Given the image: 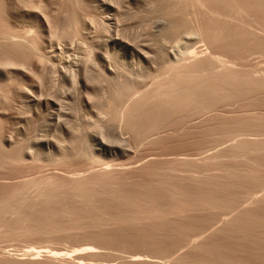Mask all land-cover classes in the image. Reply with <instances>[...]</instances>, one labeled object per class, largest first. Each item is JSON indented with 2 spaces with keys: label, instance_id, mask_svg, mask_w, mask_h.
<instances>
[{
  "label": "rangeland",
  "instance_id": "374dc122",
  "mask_svg": "<svg viewBox=\"0 0 264 264\" xmlns=\"http://www.w3.org/2000/svg\"><path fill=\"white\" fill-rule=\"evenodd\" d=\"M15 1L0 0V34L13 32L20 36H27L33 42L34 49L12 48L8 45L0 46L2 48H0V76H2L1 72L4 69L3 63H5L6 59L10 61L11 56L16 59L17 70H19L12 79L5 76L0 77V127H2L0 132H3L4 138L8 142L14 141L12 146L7 147V150L11 152L10 154L22 156L18 157L21 160L18 163L0 167L1 181L11 182L12 179V182L29 180L34 178V176L37 177L51 172L76 176L92 172L93 170L96 171V169L102 170V168L120 170L138 165L151 157L150 155L144 158L150 153L149 150L152 146L146 141L148 138L146 139V136H144L145 140H143V137L138 141L131 140L129 133L125 134V131L122 132L120 130L121 121L118 119L120 118L121 111L119 110H121L123 102L128 101V99L124 98V95L126 98L134 97L140 91L148 88L151 85L150 82L153 81L154 70L144 56L143 49H146L144 47H146L145 44L148 43L149 39L155 36L157 37H155L156 39L154 38L156 44L159 43L161 45L162 43L161 37L157 36L159 35V24L162 22V13L158 9L159 4L157 5L152 0H147L148 2L146 0H48V2L45 0L44 2L49 3L50 27H48L47 25L42 26L38 21H35L36 18L22 14V7L17 5V1ZM22 1L26 2L27 0ZM12 2L17 8H13ZM189 8H184V10ZM185 11L187 12L188 10ZM157 12L161 13V15ZM182 15H185V17L182 18ZM186 15V13L179 14V18L181 17L180 19H182L179 23L184 22L185 20L183 19L185 18H190ZM188 23L189 20L182 24L179 27V32L180 30L184 31V28L190 29L191 23ZM187 24L188 26H185ZM187 30L183 33L180 32V34L177 32V36L175 34L176 37L168 40L173 42L167 41L169 49H174L171 44H177L176 40L179 38L181 42L189 41L188 34L191 29ZM152 34L155 36L151 37L153 36ZM244 37L247 38L248 36ZM250 39H245V41H250ZM252 41L248 42L246 50L243 49L242 57L240 56V59H236L238 60L236 64L238 62V66L251 69L264 68V44H261L264 42L261 41L260 45L257 42L255 43L257 46H253L250 44ZM249 45L253 47L250 49ZM134 46L137 49L140 47L141 50L133 49ZM207 47L204 41H197L194 45V48H197L198 51L202 50V52H205L208 49ZM247 49L252 52H245ZM72 72L77 74L76 81L70 77ZM123 98L125 99L124 101ZM60 113L61 115H59ZM177 121L178 119L173 124H178L180 118ZM181 121L180 124L182 123ZM173 124L171 125L170 123L169 125L174 127ZM170 126L168 127V132L170 133H173L175 128H179V124L174 129ZM213 128L205 127L201 129H203V132L207 130L211 133ZM217 128L215 135L216 133L219 135V132L222 135L226 130L228 132L229 129H232L231 127H228V129L223 127L225 131H222V127L221 129ZM236 128H233L234 132L238 131L235 130ZM239 128L241 130L247 128V131L251 129V131L249 130L250 132L264 131V127ZM182 129L186 130L185 128ZM182 129L180 127L179 131L175 130L178 134L180 132L179 137L183 135ZM188 131L186 130L187 133ZM193 132L191 135L194 134ZM197 132L200 136L199 130ZM227 132L225 133L227 134ZM174 133L173 135H178ZM204 133L201 134L204 137L200 138H203V140L196 139L197 134L194 135L198 142H194L195 139L191 138V140L189 138L191 142L193 141V144L188 142V140L182 145L175 139L179 143L177 148L180 151L179 157L199 158L212 153L224 145L226 146L230 142L221 145L212 144L210 147L208 143L213 139H210V133L207 132L208 134L205 135ZM214 134L211 137H214ZM173 135L171 134L170 137H173ZM184 135L183 137L187 136V134ZM207 136L209 139L205 141L204 139ZM222 136L224 139L225 134ZM254 136L258 137L256 135H252V137L250 135L249 137L253 138ZM118 137L120 141H118ZM215 137L214 140L220 139L218 136ZM171 139L169 140L170 142H172ZM175 142L173 143L175 146L172 143H167L168 146L170 144L169 148L164 141L167 152H173L176 149L178 145ZM14 143L18 144L17 146L19 147ZM63 145L65 150L67 149L66 152L71 150L68 151L69 154L77 151L83 155L80 154V157L77 158H71L70 156L66 165L56 163L55 160L58 157L55 156L59 155L57 152L61 150L60 146ZM171 145H173V149H171ZM81 147L83 148L81 149ZM196 147L197 149H194ZM16 148L19 150L18 153L15 151L17 150ZM186 148L187 150L189 149L187 152ZM190 148L193 152L190 151ZM164 151H166L165 147ZM192 153L196 155H191ZM152 156V158L158 157L154 154ZM165 156L163 155L162 157ZM169 156L174 155L170 154ZM96 157H99V159L97 158L98 160L95 163ZM200 167L204 166L200 165ZM206 170L203 168L199 172L203 171L202 173L205 175V172H209L207 167ZM148 171L146 170V172ZM146 172L144 173L145 175H151ZM154 172H151L152 176L150 177L152 179L149 180L154 184L156 179L158 186L155 182V187V184L152 185L148 180V176L145 179L148 182L146 181L147 183H145L144 178H142L145 176L141 172L143 175L140 177L144 182L143 184H146L147 190L143 184V186L141 185L142 187L138 186V184L136 186L135 184L127 185L124 187H127L126 189L122 187L124 185H120L117 186L118 188L115 191H112L109 185H106L102 190L94 192L93 195L84 197L46 198V201L30 200L13 216L0 215V264H210L211 260V264L216 261L215 264H224L230 260L229 258H234L235 261L230 260L227 264H236V261L240 260L238 263L242 264V261H247V258L249 263H251V260L254 261L252 263H263L260 260H264V223L261 222L251 223V225L244 220H239L236 221L234 230L224 231L215 230L224 221L220 220L217 223V220L222 216H219V218L215 212L181 214L180 216L170 215L166 218L138 223L130 222L127 219L121 220L122 216L134 212L133 210L136 208H141L138 207L139 204L140 206L142 205L144 210L145 208L154 209V205L158 203V201L156 203V200H159L157 196L153 195L154 192L158 193L157 195L161 194L159 197H163L166 202H176V198L172 195L176 192V189H178L177 191H186L184 193L189 195L190 193L188 192H201L200 194L204 193L209 196H221L230 192L228 191L230 188L227 189L228 186L225 184L226 181L224 182V180H228L226 177H223L225 179H222V183L220 181L223 187L218 185V182L217 186L219 187L217 189L219 190H215V186L210 185L211 181L207 184L204 181L205 178L199 179L201 178L199 176L203 175L202 173H196V175L200 174L197 176L198 178L195 174V178L191 176V179L194 178L192 181L199 179L198 183L196 182L195 184V181L192 183L191 179H188L189 174L187 177V173L184 172L186 175L183 173V177L179 175L182 179L178 178L179 180L181 179L179 181L181 182L179 189L178 184L174 185L177 178L173 176V173L167 170L163 174L156 172L155 175ZM157 174L159 177H157ZM208 175L211 176L206 173V176ZM184 178L188 181L187 184L189 186L185 183ZM190 181L193 185L189 184ZM204 184H207V187L210 185L212 188L208 189L206 187L205 189ZM180 185L184 188L180 187ZM130 186L133 187L130 188ZM148 187L152 188V190ZM220 187H222V190ZM128 189L131 190L127 191ZM182 189L185 190L183 191ZM133 191H137L142 195L145 194V197L139 198L141 195L138 196L137 192L134 193ZM32 192L30 193L32 194ZM145 192L151 194L147 196ZM195 193H191V195ZM146 197H149V200L155 201V203L149 201ZM143 198L147 201L144 202L146 207L143 205ZM139 199L143 200L138 201ZM222 212L227 213L226 211ZM234 213L236 212L230 215H223V218L230 217ZM25 218L46 224L51 223V221H57L56 219L65 222L67 220L81 221L92 218L99 219L105 223L108 222L106 218H112L111 221L119 219L118 221L121 222L117 221L114 225L101 224L97 227L60 230L53 234H16L13 227L9 225L13 224L16 219L23 220ZM207 229L209 230L204 235L201 234ZM144 240L146 242L143 243ZM197 240L199 242L203 241L199 247L191 244L198 242ZM148 241L150 242L148 243ZM31 247L39 250L52 249L58 251V255L61 252V255L59 256L60 258L50 260L43 253L40 256L41 258L31 260L30 258L36 256L23 255L26 252L33 251ZM89 248L95 252L87 254L86 252ZM82 249L83 251L86 250V252H82ZM81 252L82 254H80ZM139 254L143 256H139ZM136 256L137 258L141 257L142 260L144 257L143 262L142 260H139L140 262L134 261L133 257L135 259ZM181 256H183L182 258L185 256L186 259L181 260ZM213 257L222 259V263H220V259L216 260ZM258 257H261V259L258 260ZM227 258L228 260L226 261ZM214 259L216 261H213ZM224 259L225 262L223 263Z\"/></svg>",
  "mask_w": 264,
  "mask_h": 264
},
{
  "label": "bare ground",
  "instance_id": "6f19581e",
  "mask_svg": "<svg viewBox=\"0 0 264 264\" xmlns=\"http://www.w3.org/2000/svg\"><path fill=\"white\" fill-rule=\"evenodd\" d=\"M16 1L15 2L17 3V5L21 6L23 9L22 14L36 18L35 21H38L42 26L47 25L48 27H50L49 11H48L49 3L44 2L45 0H27L26 2L25 1L23 2L22 0H16ZM152 1L156 2L157 5L159 4V8L158 7L157 8L162 13L161 15V13L157 12L162 16V22L159 24V29H158L159 35H157L161 37L160 39L162 40V43L161 45H159V43L156 44L154 40L156 36L152 34L153 36L151 37L154 36L155 37L149 39L148 43L145 44L146 47H144L146 49L143 50L145 54L144 56L146 57L149 65L153 68L154 70L153 73L155 75H153L154 78L152 77L153 81L151 80L152 81L150 82L151 85L148 86V88H146L145 90L140 91L138 95H134V97L130 96L131 97V98L129 97L130 99L126 98L124 95V98L128 99V101L126 100L127 102H123V104L121 102L122 108L120 106L121 110L119 111L121 112H120V118L118 119L119 121H121L120 123L121 129L119 127L118 128L122 130V132L125 131L126 132L125 134L129 133L131 140L138 141L141 137H143V140H145L144 136H146L145 137L146 139L148 138L146 141L150 143V146L152 145L151 146L152 150L148 146L150 150L148 149V147L147 149L149 150L150 153L144 156V158H146L147 156L149 157L150 155L151 157L145 159L144 161H142V163L138 165L136 164L135 166L120 170L119 169L116 170L113 168H112L113 170H110L111 168L110 169L102 168V170L96 169V171L93 170L92 172H88L86 174H80L76 176H72V175L69 176L66 174L51 172L37 177L34 176V178L31 179L28 178L29 180H22V181L19 180L15 182H12L13 179L11 180V182H2L0 179L1 181L0 182V215H4V216L9 215L11 217L14 214L18 213L20 211V208L24 204L30 202V200L46 201L45 200L46 198L49 199V198H59V197H63V198L84 197L86 195H93L94 192H98L102 190L106 185H109L112 191L113 190L115 191L118 188L117 186L120 185L121 186L124 185L122 186L123 188L127 185H132V184H135V186L137 184L138 186L139 185L141 186L144 182L140 176H142L146 172V170L149 171L151 170L150 172L148 171L149 174L151 175L148 176L144 174L145 177H142L144 178V180L147 178L146 176H148V180L152 179V177H150L152 176L151 173L152 171H155L154 174L156 175V172H161L163 174L168 170L170 173H173V176H176L177 179L175 180L174 178V180L176 181L174 185L178 184V188H179V184L181 183L179 181L182 179L181 177H183V175L185 174L184 172L187 173V177L189 174L188 179H191V176L194 177L196 173L203 172V171L199 172L200 169L202 170L204 168V170L207 171L206 170L207 167L209 172L204 171L205 175L204 173H202L203 175L199 176L200 174H198L196 175V177L197 176L201 177L199 179L205 178L204 181L207 184H209L208 182L211 181L210 185L213 187L215 186L214 187L215 190L219 187L217 186L218 182H219L218 185L222 186L223 184L221 185L220 181L222 183V179H225L223 177H226L228 178V180L226 179L224 180V182L226 181L225 184L228 186L227 189L230 188L228 190L230 191L229 193H227L226 191L227 194L225 195L209 196V195H205L204 193L200 194L201 192L200 193L188 192L190 193L189 195L187 193H184L186 192L184 191L185 189H182L184 192H182L181 190H179L180 191L179 192L177 191L178 189L175 188L176 192H174V194L172 195L174 196V198H176L175 199L176 202H166V200H164L163 197H159V195L161 196V194L157 195L158 193L155 192L153 193L151 191L153 195H155V197L157 196V199H159L156 200V203L157 201L158 203L157 205H154L155 206L154 209L151 208L152 209L151 210L145 208L144 210V208H142V205L140 206L139 202H137V204H139L138 207L141 208L138 209L136 208L137 210L136 209L133 210L134 212L132 213L130 212L131 214L130 213L126 214L125 216H122L124 218L121 217L120 219L121 220L127 219L130 222L133 221L138 223L143 221L145 222L147 220L153 221V220H157L158 218L159 219L164 217L166 218L170 215L180 216L181 214L186 215V214H193L200 212H206V213L215 212V214L218 215V217L222 216L221 218L219 217L220 219L217 220V223L220 220H224L222 221V225L215 230H224V231H230L231 229L234 230L236 228L235 223L236 221L239 220H244L249 224L251 223L255 224L256 222L264 223V182H263L264 181V131L250 132L251 129H248V131L250 130L248 132L246 128V127H264V68L251 69V68H246L244 66H238L239 64L238 62L236 64V61H238L236 59H240V56L242 57L243 49L246 50V48L248 47L246 46L248 42L254 40L250 43L253 46L254 45L257 46V44L260 45L261 41L264 42V0H152ZM151 3L153 4V2ZM12 6L13 8H17V6L13 5V2H12ZM188 7L190 8L185 9L188 10L186 12L184 8H188ZM180 13L181 14L186 13L187 14L186 16L190 18L189 19L185 18L183 19L185 20L184 22L179 23L182 20L180 19L181 17L179 18ZM184 17L185 15H182V18ZM187 20H189L188 24L191 23V25L189 26L191 27L190 28L191 30L188 29L190 31L189 34L187 33L189 35V38L187 37L189 41L181 42L179 38L178 40H176L177 44L175 42H174L175 44H171L172 45L171 47H173L174 49H169L167 43L170 41L168 40L169 39L171 40V38L176 37L177 32L180 34V32L183 33L184 31L187 30L183 26L184 31L180 30L179 32V27H181L182 24L186 23ZM188 24L185 26H188ZM5 33L0 34V46L8 45L11 46L12 48L34 49L33 42L31 41V39H28L27 36L24 35L20 36L13 32H9V33L7 32L6 34ZM244 36L246 37L248 36L249 39L251 38L252 40L250 39V41H247L249 40L248 37L245 38ZM245 39H247L246 45H245L246 42ZM194 40H196L195 42L204 41L207 44L208 49L205 50V52H202V50L198 51L197 48H194L195 45ZM139 42H137V44H139ZM252 45H249L250 49L251 47H253ZM136 46H134V48L133 47L131 48L135 50L140 49V47L137 49ZM250 49L249 51L247 49V51L245 52L247 53L250 52L251 51ZM10 58H11L10 61L6 59L5 63H3L4 69L1 72V75L12 79L14 74L17 73L19 70H17L16 59L12 56ZM76 75L77 74L72 72L70 75L71 79L73 78V80L76 81L77 79ZM124 98L123 101L125 100ZM59 115H61V113ZM179 118L180 121L182 120L181 124ZM176 119H178L179 121V122L177 121L179 124V128L181 127V129L185 128L187 131L188 130L191 131V132L188 131L187 133L186 130L185 131L183 129H182L183 131L181 130L183 132V133L181 132L183 135L186 132L185 133V135L187 134L186 137H183V135L182 137L181 136L179 137L180 132L178 134V132L175 131V130L179 131V128L177 129L175 128L174 131L171 130L173 131V133L176 132L178 134L177 136L173 135V133L168 132L169 130L168 127L170 126L169 124L171 123L172 125L173 122L176 121ZM178 124L175 123L173 125L174 127H177ZM170 127L174 129V127L172 126ZM205 127H211V128L214 127L213 131H211L212 134L215 133L217 127H219L220 129L222 127L221 129L222 131H225L226 127L227 129L228 127L229 128L231 127L232 129H229L228 132L227 130L225 131L227 132V134L225 132L223 133L226 136V138L224 136V139L222 138L223 134L220 135L219 131L218 132L220 136L218 135V133H216V135L214 134V137L215 136L220 137V139L218 138L216 140H214V137H211L212 134L206 130L211 135L210 139L212 138L214 140V142H212L213 140L211 139L212 141L210 140L211 142L208 143L210 147L212 144L221 145L230 141L229 144H226V146L224 145L221 148L216 149L212 153L206 154L199 158L179 157L180 151L177 150V148L179 147V143L180 144L182 143L183 145V143L187 142L189 138L195 139L194 135L196 134H197L196 139L198 138V140L201 137H204L203 135L201 136L202 133L205 132L204 135L208 134L206 131L203 132V129ZM223 127H225V129ZM235 127H237L235 129L238 130L237 132H234L233 130V128ZM238 127L241 128L243 127L246 129L241 130L240 128L238 129ZM195 130L197 131L199 130L200 136L199 133ZM231 130H233V132H231ZM0 131H2V129ZM192 132L194 134L191 135ZM171 134L173 135V137H170ZM189 134L191 137L189 136ZM250 135L251 137L252 135H256L258 137L254 136L255 138L254 137L250 138L249 137ZM208 136L204 139L205 141L206 139H209ZM166 137H169L170 139L172 138L173 140L175 139L178 140L179 143L177 142V140H175L177 143L174 141L176 145H178L176 146L175 149L178 152L175 150H174L175 152L170 151L171 149L174 148V147L172 148V146L173 145L175 146V144H173L174 142L172 139H171L172 142H170L169 141L170 139ZM119 139L120 138L118 137V141H120ZM84 140L86 139L84 138ZM128 140L130 139L128 138ZM191 140H189L188 142H191ZM195 140L194 142H198L197 140L196 141ZM200 140H203V138ZM164 141L166 142L165 144L167 147H169L171 143L173 144L171 145V149L169 150L170 152H167V147L164 145ZM13 142L14 141L12 140L9 142L5 140L3 132H0V167H7L8 165L16 164L19 161H21L20 158H18L21 155L20 156L16 155L17 157L13 156L12 154H10L11 152L7 150V147L12 146ZM167 143H170L169 146ZM64 145L60 146L61 148L59 147L61 149L60 151L57 152L59 155L55 156L58 158L56 160L54 159L56 163H61L66 165L68 163V159H70V156L71 158H75V157L77 158L80 157V154L83 155L82 153L77 151L73 154H69L68 151L71 150H68L66 152L67 149L65 150ZM164 147L166 151H164ZM82 148L83 147H81V149ZM205 148L203 147V149ZM194 149H197V147ZM188 150L186 148V152ZM15 151H17V153L19 152L18 149ZM151 151H153V153H151ZM191 152H193V150ZM188 153L190 154V152ZM142 154L144 155V153ZM152 154L157 155L159 158L158 157L152 158L153 157ZM170 154L174 156L168 157V155ZM163 155L164 156L166 155L167 157L166 156L162 157ZM191 155H196V154L192 153ZM97 158L99 159V157H96V161L94 159L95 163L98 160ZM200 165L204 167L201 168ZM141 172L143 174H141ZM206 173H209L211 176L209 175L206 176ZM157 177H159V175ZM179 177L181 178L180 180L178 179ZM199 179L193 180L195 181V184L197 181H199ZM262 179L263 181L261 182ZM148 180H145V183H147ZM155 180H154V184L156 182L158 186V182ZM186 181L187 180L185 179V183L187 184L188 181L187 182ZM191 181L189 182V184L191 183ZM152 183L153 182H151V184ZM192 183L191 185H193ZM207 184L206 185L204 184L205 189L207 187ZM143 185L145 186L146 184ZM210 185L209 187H207L208 189L212 188ZM155 186L156 184L154 185V187ZM187 186L189 185L187 184ZM197 186L195 187L197 188ZM132 187L130 186V188ZM180 187L184 188L181 185ZM222 187H220V189ZM149 189L152 190V188ZM188 189L186 190L188 191ZM129 190L131 189H128L127 191ZM30 192H32V194ZM133 192L136 193L137 191L136 192L133 191ZM259 192L261 193L259 194ZM191 193H195V194L191 195ZM137 194L138 196L141 195L139 198H142V196L145 195L144 193H143L144 195H142L139 194L138 192ZM146 199L149 200V197H146ZM142 200L139 199L138 201H142ZM144 202L147 201H145L144 199L143 203ZM151 202L155 203V201H151ZM143 205H145V203ZM144 207H146V205ZM146 209L149 211H147ZM222 211L224 212L226 211L227 213H223ZM233 212L236 213H234L230 217L223 218L225 215H230ZM56 220L57 221H51V223L46 224L44 222H34V220L30 218H25L23 220L16 219L13 222V224H10L9 226L13 227L14 232L16 234H31V233L53 234L56 233L57 231L66 230V229L97 227L101 224L114 225L119 219L118 220L114 219L113 221H111L112 218H106V220H108L107 223L95 218L89 220H81V221L67 220L65 222L58 221V219ZM208 230L209 229L205 230L201 234L204 235V233ZM196 235L198 236V234ZM145 240L143 241V243L146 242ZM197 241L198 242L195 243H191V242L188 243L194 244L193 246L198 245L199 247V245L202 244L203 241L201 242H199V240ZM149 242L150 241H148V243ZM90 247L94 248L93 246ZM91 248H89L87 252L86 250L84 251L87 254H93L95 251L91 250ZM31 249H33V247H31ZM83 249L82 252H84ZM82 252L80 254H82ZM43 253H45V256L50 260H55L61 255V252L60 255H58V251L52 249L49 250L33 249V251L26 252L23 255L36 256L30 259L37 260L41 258L40 256ZM133 256L135 257V255ZM139 256H143V255L139 254ZM263 256L261 255V257ZM134 257L133 260L136 262L142 260L141 257H140L141 259L137 258V256L134 259ZM182 257L183 256L180 257L181 260L186 259L185 256L184 258ZM261 257L260 258L258 257V260L261 259ZM210 258L212 259V257ZM213 258H216V260L220 259L217 257H213ZM228 258L226 259V261L228 260ZM22 259H26V258H22ZM229 259L234 260V258H229ZM207 260L209 259L207 258ZM216 260L214 259L213 261ZM220 260L221 262L220 261L219 262L222 263V259ZM230 260H228L227 262H229ZM246 260L248 261L249 259L247 258ZM240 261H236L237 262L236 264H239L238 262ZM247 261L245 262L242 261L243 262L242 264H258L256 262L252 263L253 260H251V263ZM260 261H262L263 263ZM260 261H259L260 263L264 264V260L261 259ZM216 262H214L213 264H215ZM224 262L225 259L223 263ZM227 262L225 263L227 264Z\"/></svg>",
  "mask_w": 264,
  "mask_h": 264
}]
</instances>
